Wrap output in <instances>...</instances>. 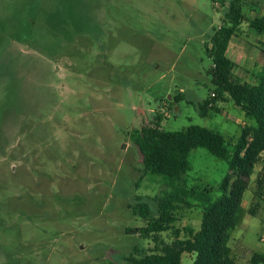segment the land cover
Returning a JSON list of instances; mask_svg holds the SVG:
<instances>
[{
	"label": "rangeland",
	"instance_id": "374dc122",
	"mask_svg": "<svg viewBox=\"0 0 264 264\" xmlns=\"http://www.w3.org/2000/svg\"><path fill=\"white\" fill-rule=\"evenodd\" d=\"M231 1L0 0V264H126L155 249L133 234L149 225L133 209L155 215L171 188L146 172L135 132L200 126L233 149L251 126L231 99L200 114L215 91L208 48ZM244 3L227 57L259 79L264 36L251 23L264 0ZM190 166L182 183L219 197L228 164L199 148ZM253 176L231 234L235 264L264 255V160ZM186 201L161 234L167 243L201 227V205Z\"/></svg>",
	"mask_w": 264,
	"mask_h": 264
},
{
	"label": "trees",
	"instance_id": "16d2710c",
	"mask_svg": "<svg viewBox=\"0 0 264 264\" xmlns=\"http://www.w3.org/2000/svg\"><path fill=\"white\" fill-rule=\"evenodd\" d=\"M244 2H230L225 22L211 38L208 54L213 61L210 74L215 97L200 106V114L206 117L209 111L220 112L214 104L224 102L228 96L255 122V126L243 128L233 149L229 148L223 135L200 126L169 132L162 130L157 123L156 127H144L135 132L133 141L143 158L146 172L163 177L171 191L158 197L155 215L144 203L134 207V214L149 219V225L133 234L153 238L156 246L149 252L136 249V253L126 258V264H185V254L195 256L193 264H235L230 247L231 234L255 167L264 155V72L256 85L242 83L233 76L235 63L227 57L230 42L238 36L237 31L244 19ZM251 27L263 34L264 16L256 17ZM199 148L206 149L229 166V173L219 185L221 195L216 199L211 187L188 189L182 183L183 177L191 170L190 155ZM263 190L264 177L258 178L259 194ZM185 198H192L201 205V227L198 231L191 228H185L183 232L176 230L175 240L167 243L161 239V234L173 229L180 203L191 206ZM182 234L184 238H181ZM251 264H264V255L254 253Z\"/></svg>",
	"mask_w": 264,
	"mask_h": 264
},
{
	"label": "crops",
	"instance_id": "0c3cea01",
	"mask_svg": "<svg viewBox=\"0 0 264 264\" xmlns=\"http://www.w3.org/2000/svg\"><path fill=\"white\" fill-rule=\"evenodd\" d=\"M258 34V33H257ZM260 36H264V33L263 34H259ZM252 47H259V45H251ZM232 74H233V76L236 78V79H238L239 81H241L242 83H247V84H253V85H256L257 83H258V78L257 77H254V76H252V78L251 77H249L250 75L249 74H247V73H245V72H243V73H241L240 71H237L236 70V68L233 70V72H232ZM229 97L228 96H225V102L226 101H229ZM209 101V102H211L210 100H211V98H207L206 100H204L203 101V103H202V105L206 102V101ZM220 102H217L216 104H214L218 109H220V104H219ZM245 114V113H244ZM245 116H246V114H245ZM247 117V116H246ZM248 118V117H247ZM250 119V118H249ZM252 122H251V124H249V125H251V126H255V122L252 120V119H250ZM241 122V121H240ZM240 122L238 123V124H240ZM264 160V155H262V159H261V161H263ZM260 161V162H261ZM259 162V163H260ZM257 167H258V164L256 165ZM254 173H255V171H254ZM254 177V176H253ZM251 180V179H250ZM245 208V204H244V199H243V204H242V209H244Z\"/></svg>",
	"mask_w": 264,
	"mask_h": 264
},
{
	"label": "built area",
	"instance_id": "2783aa9c",
	"mask_svg": "<svg viewBox=\"0 0 264 264\" xmlns=\"http://www.w3.org/2000/svg\"><path fill=\"white\" fill-rule=\"evenodd\" d=\"M211 97H212V98H214V97H215V94H214V93H212Z\"/></svg>",
	"mask_w": 264,
	"mask_h": 264
}]
</instances>
